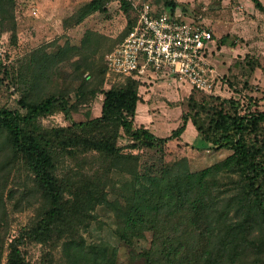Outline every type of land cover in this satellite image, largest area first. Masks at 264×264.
<instances>
[{"label": "trees", "instance_id": "1", "mask_svg": "<svg viewBox=\"0 0 264 264\" xmlns=\"http://www.w3.org/2000/svg\"><path fill=\"white\" fill-rule=\"evenodd\" d=\"M252 1L264 13L263 3ZM119 2L128 15V0ZM163 2L168 14L176 11L175 0L153 3L159 6ZM92 5L94 11H105L99 0ZM14 8L15 0H0V34L14 27ZM135 23L136 20L129 25L127 34ZM255 61L252 60L260 67L261 62ZM45 70L44 62L32 58L25 71L20 72V104L25 114L0 107L2 150L9 152L12 162L27 168L45 203L35 223L11 237L5 264H30L22 251L24 239L49 248L37 264H118L117 247L110 242L88 241L81 233L96 205L115 214L119 238L134 252L132 261L264 264V111L242 114L233 101L229 102L230 108L224 102L215 106L213 102L220 101L219 98L199 100L191 94L180 126L169 137L159 138L144 126L135 125L138 103L142 100L141 79L133 74L108 80L104 73L110 88L103 90L101 116L76 123L65 96L31 98L34 80L41 81ZM27 73H32L33 81ZM95 91L92 90L93 95ZM85 99L79 93V102ZM54 109L61 111L70 125L41 130L39 119ZM189 121L215 150L231 153L196 171L186 157L174 165L161 160L159 165L141 169V156L124 153L118 146L119 138L125 135L132 143L129 149H163L181 137ZM64 153L95 155L104 163L103 175L93 179L79 177V189L71 193L72 198L67 197L71 184L58 174L59 159ZM114 169L131 177L124 209L114 205L106 188L109 173ZM3 206L0 195V212ZM5 243L2 238L0 264Z\"/></svg>", "mask_w": 264, "mask_h": 264}, {"label": "rangeland", "instance_id": "2", "mask_svg": "<svg viewBox=\"0 0 264 264\" xmlns=\"http://www.w3.org/2000/svg\"><path fill=\"white\" fill-rule=\"evenodd\" d=\"M93 1L15 0L14 27L0 34V107L25 114L20 104L23 87L19 84V77L22 74L20 72L25 71L34 58L44 62L46 70L41 81L34 80L32 73H27L28 79L34 80L31 97L33 100L50 95L65 96L72 106V119L76 123L101 116V96L103 90L110 88V82L106 79L104 81L102 76L106 74L105 58L123 42L129 25L136 20V13L132 5L134 0H128L130 4L128 15L122 9L119 0H99L105 11H94ZM181 2L184 4L185 0ZM193 5V9L190 8L194 11H189L190 15L194 16L201 10L204 17L211 21H214L215 17L224 21L223 28L220 29L224 36L216 41L215 47L210 46L208 56L221 74L223 86L219 90V95L196 90L191 94L199 100L219 98L220 101L213 102L215 106L224 102L230 108L229 102L233 101L242 114L256 110L264 111V78L261 74L260 77L255 76L256 71L261 70L254 63L257 60L264 65V42L252 45L256 40L255 36L264 33V13L256 9L252 0H194ZM203 9H206L205 12ZM228 22L233 25L232 32H239L238 35L231 32L226 35L229 30L224 27ZM244 30L246 32L242 33ZM241 33L245 34V39L241 38ZM168 82L173 86L169 87ZM94 89L95 95L92 94ZM189 91L188 84L179 83L168 75H161L154 82H146L143 89L144 97L150 98L152 104L148 114L154 117L164 114L168 117L169 108L173 109L169 105L171 100H182ZM79 93L86 96L84 102H79ZM187 101L186 98L182 102L185 111L188 110ZM38 125L41 130L48 131L67 127L70 122L61 111L54 109L51 114L41 117ZM131 144L125 135L118 140V146L124 153L141 156V169L146 165H159L161 160L167 165H174L185 153L183 148L171 149L168 146L163 149L161 147L129 149ZM207 149L210 147L206 143L200 144L196 147L198 153L191 151L192 160L203 156L206 165L213 164L231 153L229 150H223L220 156L212 149L213 153L209 155ZM59 161L60 178L71 184L67 191L68 198L73 197L71 193L78 191L81 175L93 179L97 175H103L105 171L102 170L104 163L97 160L95 155L79 157V154L64 153ZM204 166L199 164L192 166V169L200 170ZM130 180L131 177L116 169L109 173L106 188L114 205L120 207L118 209H124L125 197L130 195L128 192ZM0 195L4 205L0 212V245L3 238L6 243L2 264H5L11 237L32 226L43 212L45 203L27 168L22 163L11 161L9 152L2 150V141H0ZM77 200L79 201V198ZM89 213L91 218L88 226L82 227L81 231L88 241L110 242L117 247L118 264H142L137 260L132 261L134 252L125 247L120 240V229L115 214L108 212L101 205H96ZM143 246L146 247L147 243H143ZM44 250L49 252V248L23 240L22 251L30 264H37Z\"/></svg>", "mask_w": 264, "mask_h": 264}, {"label": "built area", "instance_id": "3", "mask_svg": "<svg viewBox=\"0 0 264 264\" xmlns=\"http://www.w3.org/2000/svg\"><path fill=\"white\" fill-rule=\"evenodd\" d=\"M136 23L105 58L108 80L135 74L141 80L168 75L193 90L219 95L223 78L209 59L213 33L168 14L152 0H134Z\"/></svg>", "mask_w": 264, "mask_h": 264}, {"label": "crops", "instance_id": "4", "mask_svg": "<svg viewBox=\"0 0 264 264\" xmlns=\"http://www.w3.org/2000/svg\"><path fill=\"white\" fill-rule=\"evenodd\" d=\"M175 1L177 3V8H176V11L174 13H171V14L179 16L182 20H185L188 22H195V23L204 25L207 29H209L213 33L214 42L211 44V46L215 47L216 41L218 39H221V37L224 36L223 34H221V30H220L223 28L222 26L224 25V23H222V22H224V21H222L221 18H219V17H215L216 19H214V21H211V20H209V18L204 17V14H202L203 12L201 10H198L200 12L199 15L197 14L198 11L195 13L194 16L190 15L189 11H194V10H192L194 7V5H193L194 0H185L184 4L181 2V0H175ZM260 1L264 5V0H260ZM161 6H162L161 7L162 10L167 12V8H166L164 2L161 4ZM205 10L206 9H203L204 12H205ZM232 26L233 25L231 22H228L227 25L225 24L224 28L226 30L227 29L229 30V32H227L226 35H228L230 32L236 33L238 35L239 32H232V29H231ZM245 32H246V30H244V32H242V33H245ZM244 35L245 34H242L241 38L243 37L245 39ZM255 37H256V40H254V43L252 44L253 46L262 44V42H264V33H262V34L258 33ZM258 40H260L261 42ZM258 69L261 71L260 72L256 71L255 76L260 77V74H261V75H263L261 77L264 78V65H263V63L261 64V69H260V67H258ZM159 78L160 77H154V78H151L149 80L148 79L147 80H141L143 83L140 86L139 94H140V97L142 100H141V102L138 103L137 115L135 118V125L138 127L144 126L145 128L150 130L155 136H157L159 138H166V137H169L172 134V132L180 126L181 116L185 112V109L183 108L182 102H184L185 99L191 95L193 89L190 87V91L187 94L186 98H184L182 100H178V99L171 100L172 102H170L169 105L173 109L169 108V112H168L169 116L168 117L165 116L164 114H160V115L154 117V115L148 114V111L152 107V104H151L150 98L144 97L145 94L143 93V89L145 87L146 82H149V81L154 82V80H157ZM168 86L170 87L173 85L168 82ZM103 100H104V95L101 96V101L103 102ZM102 102L100 104L101 111H102ZM176 111H178L177 114L173 115V113ZM202 143H206L210 147V149H207L206 152L209 155H211L213 153L212 149H215L214 146L211 143L206 142L201 137V135L198 133V131H197L196 127L193 125V123L191 121H189L187 124L186 130L181 135V137L169 142V144L167 146L171 149H173L174 147L177 149L183 148V152L185 151L183 156L189 160L191 169H192V166L199 165V164H204L205 166L203 168H206L212 164L206 165L204 163L203 156L200 158H197V159L195 158V160H192V158H191V155H192L191 151H194V152L196 151L198 153V151L196 150V147H198ZM215 152H217L220 155L224 151L223 150H220V151L216 150ZM221 159H223V158L221 157ZM221 159H219V161Z\"/></svg>", "mask_w": 264, "mask_h": 264}]
</instances>
